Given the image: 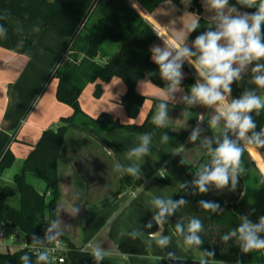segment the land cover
<instances>
[{"label":"crops","instance_id":"0c3cea01","mask_svg":"<svg viewBox=\"0 0 264 264\" xmlns=\"http://www.w3.org/2000/svg\"><path fill=\"white\" fill-rule=\"evenodd\" d=\"M127 1L157 34L151 48L156 45L166 47L174 42H183L194 48V41H188V26L194 18L203 17L216 26L213 20L215 11L209 9L206 0H200L201 14L182 0L180 4L164 2L153 12L146 11L135 0ZM253 9L255 12L256 9ZM8 25L6 35L0 36V153L9 145L15 161L0 174V190L3 185L13 183L14 176L21 172L23 161L43 131L73 113L72 107L57 98L58 78L52 76L48 80L51 70L65 51L68 38L41 21L26 22L11 16ZM255 63L241 73L240 80L235 81L241 95L255 90L257 95L264 96V89H257L251 82V68ZM259 63H264V60ZM181 73V89L166 100L162 98V88L148 78L139 80L136 91L146 99L136 118H130L121 105L127 86L118 77L109 82L98 79L89 83L79 97L80 106L89 117L95 118L105 112L125 124H141L149 114L153 121L157 106L164 102L168 116L164 126L185 134V139H181L176 134L166 133L169 139L167 143H162L164 133L159 131L131 133L118 129L107 132L90 126L88 133L77 130L67 132L58 158L61 194L57 202L56 228L75 245L89 251L91 256L97 247L106 253L100 261L92 256L94 264H161L164 257L186 259L188 264H201V261L205 264H252L209 259L199 248L184 243L168 223L167 216L163 225H158L153 219L158 213L153 199H173L181 185L194 187L193 182L198 178L196 173L211 164L205 141H212L214 149L217 141L223 138L219 131L209 126V120L216 114L215 106H189L183 101L184 96L190 95V87L200 79L195 68L186 60ZM97 84L102 86L99 97L95 96ZM229 99H236L232 92ZM200 116L204 117L202 121ZM252 116L256 123L254 131L259 132L264 128V109L259 115L253 112ZM83 122L89 123V120L84 118ZM196 128L200 129V138L190 142L189 137ZM145 134L151 137L149 152L139 159H129V151L140 145V137ZM229 138L236 139L231 133ZM240 143L245 149L241 167L246 171L240 175L235 190H231L230 186L217 189L214 185H209L208 190L235 204L243 216L257 224L264 216V153L255 145ZM175 160L179 165L174 171L170 162ZM164 165L168 166V170L163 168ZM121 166H137L139 173L134 177L120 170ZM162 171L168 184L159 180ZM139 178L145 181L141 188H123V179L135 182ZM150 222L151 227H148ZM130 234L141 240L147 255L119 249ZM153 234H156L155 238ZM162 236L169 237V244L163 248L156 244V238ZM260 236L264 238V233ZM233 244L236 245L232 240L222 241L219 246L229 251ZM0 247L5 252L18 249H11L6 243L0 244ZM169 253L173 255L170 257Z\"/></svg>","mask_w":264,"mask_h":264},{"label":"trees","instance_id":"16d2710c","mask_svg":"<svg viewBox=\"0 0 264 264\" xmlns=\"http://www.w3.org/2000/svg\"><path fill=\"white\" fill-rule=\"evenodd\" d=\"M143 9L153 12L159 5L171 1L180 4L181 0H135ZM192 10L202 13L200 0L188 2ZM229 5L238 9L253 12L237 4V0H229ZM15 16L26 22L41 21L68 38L65 52L68 56L60 57L48 77L58 78L57 98L60 102L72 107L73 113L62 118L58 124L43 131L34 148L23 161L21 172L14 176L12 184L3 185L0 190V225L5 223L12 228L21 229L28 237L38 236L45 239L47 229L57 221V202L60 198L58 174V158L65 136L70 130L88 133L93 126L99 130L113 132L123 129L131 133H148L162 131L176 134L185 139L184 133L173 132L170 128L157 126L151 120V114L141 124L122 123L109 113H101L89 117L81 108L79 97L85 87L100 79L109 82L118 77L127 86L121 103L130 118H136L146 97L136 91L139 80L148 78L155 85L164 89L167 87L159 73L158 66L152 60V44L157 34L141 17L127 0H0V27L8 28V18ZM200 27L191 32L188 41H194L198 35L214 30L215 25L200 17ZM194 51L195 49L192 48ZM105 59L99 61V59ZM191 82V80H189ZM181 84V82H180ZM45 86V85H44ZM42 87V90L44 89ZM232 94L239 98L240 90L235 81L231 85ZM102 94L101 84H97L95 96ZM252 115V114H251ZM87 118L89 123H84ZM256 147V146H255ZM264 153V148L256 147ZM15 161V156L7 145L0 153V174L9 169ZM27 173H37L45 182V189L38 190L28 182ZM168 184L165 178L159 179ZM123 188H141L145 181L137 179L131 182L122 180ZM209 188V185H208ZM123 190V189H121ZM184 199L186 203L167 216L168 223L176 232V224H181L185 232L177 235L184 241L187 235V225L191 219H199L202 231L198 233L203 243L195 246L205 254L214 251L209 259L219 261H236L252 264H264L263 250L243 253L236 238L229 251L220 247L222 236L239 227L241 217H244L235 204H231L209 190L200 194L192 185L180 188L179 193L172 199ZM200 201H210L220 205L217 211L205 210ZM17 204L14 205L13 203ZM58 232L57 228L53 233ZM59 238L67 248L64 264H94L89 251L75 245L70 238L60 233ZM136 243V245H135ZM140 245L141 247H138ZM122 252L147 255L148 252L141 240L130 234L119 246ZM29 256V264H38L37 253L29 249H17L14 252L0 251V264H23L21 256ZM41 264H59L51 261ZM161 264H188V260L164 257Z\"/></svg>","mask_w":264,"mask_h":264},{"label":"clouds","instance_id":"9594fccd","mask_svg":"<svg viewBox=\"0 0 264 264\" xmlns=\"http://www.w3.org/2000/svg\"><path fill=\"white\" fill-rule=\"evenodd\" d=\"M190 2V0H182ZM210 10L215 11L213 20L216 27L198 35L193 47L189 48L183 42H174L166 47L156 45L152 48V60L158 66L161 78L168 82L167 87L162 89V98L167 99L172 93L181 89L182 79L181 68L184 61H188L196 70L199 80L190 87V95L184 96L183 101L191 106L201 104L206 107L215 106L216 114L209 120V126L217 130L223 137L217 141V146L211 147L212 141H205V146L211 156V164L204 166L196 173L197 179L193 182L194 187L200 194L208 191V185H214L217 189L225 187L235 190L239 177L246 170L241 167V160L244 148L240 142L248 145H255L264 148V128L259 132L254 131L256 123L251 115H256L264 109V96L257 95L255 90L245 91L239 98L229 99L231 96V85L234 81L241 79V73L255 63L251 68L252 80L257 89H264V0H237L241 7L252 9L255 12H239L238 8L229 5V0H206ZM200 27V21L193 19L188 32L191 33ZM6 30L0 27V36H5ZM223 42V43H222ZM195 57V59H193ZM235 65V66H234ZM157 114L153 122L163 127L167 116V104L161 102L158 106ZM199 119L202 121L203 116ZM221 121L223 126L221 128ZM229 133L236 139H230ZM200 135V129L192 131L189 140L195 142ZM169 137L162 136V143H167ZM140 145L131 149L128 158L143 157L149 152L151 137L147 134L140 137ZM120 170L127 174L137 176L139 168L137 166H121ZM183 187V185H181ZM153 205L158 209V213L153 217L158 225H163L166 216L172 215L177 208L186 203L184 199L173 201L172 199L155 198ZM200 205L205 210L213 212L220 208V205L210 201H200ZM151 227V222L148 224ZM56 224L53 223L45 233V239L52 241L60 235L59 232L53 233ZM202 223L199 219H191L187 225V235L184 236L186 245L199 246L203 243L198 233L202 231ZM176 232L183 234L184 227L176 224ZM264 233V216L260 217L259 223L253 224L246 216L241 217L239 227L229 231L222 236V240L227 242L235 237L243 253L264 250V238L260 236ZM154 238L156 234H153ZM39 242V241H36ZM156 244L161 248L169 244V237L162 236L156 238ZM214 256V251L206 253ZM104 253L100 248H94L92 256L100 261L104 258ZM173 254L169 253L171 257ZM23 264H29V256L20 257ZM38 264L48 261V254L40 252L37 255ZM201 264H205L201 261Z\"/></svg>","mask_w":264,"mask_h":264},{"label":"built area","instance_id":"2783aa9c","mask_svg":"<svg viewBox=\"0 0 264 264\" xmlns=\"http://www.w3.org/2000/svg\"><path fill=\"white\" fill-rule=\"evenodd\" d=\"M69 52L63 53L62 56L67 57ZM161 178H166L165 172L162 171L160 174ZM22 233V235H21ZM24 234V235H23ZM39 241V242H36ZM14 242L17 244L18 249H29L37 254L40 252H46L48 258L59 264L65 263V253L67 251L65 243L56 238L52 241H42L38 236L28 237L21 229L12 228L9 225L2 223L0 225V244H7ZM264 256V252H263Z\"/></svg>","mask_w":264,"mask_h":264},{"label":"rangeland","instance_id":"374dc122","mask_svg":"<svg viewBox=\"0 0 264 264\" xmlns=\"http://www.w3.org/2000/svg\"><path fill=\"white\" fill-rule=\"evenodd\" d=\"M58 35V34H57ZM65 56H62V59H64ZM122 105V103H121ZM123 106V105H122ZM124 107V106H123ZM126 110V109H125ZM127 113V112H126ZM128 115V114H127ZM161 133H164V135L166 134V132H162V131H159ZM204 137H206V135H203ZM178 137V136H177ZM199 138H200V135H199ZM198 138V140H199ZM170 165L172 167H174V171L178 169V161L175 160V161H172L170 162ZM163 168H166L168 170V166L167 165H164ZM177 172V171H176ZM182 173V171H181ZM27 178H28V182L31 183L32 185H34L38 190H44L45 189V182L41 179V177L37 174V173H28L27 174ZM14 205H16L17 203L14 202L13 203ZM22 235V233H21ZM24 235V234H23ZM10 243V242H9ZM17 246V244H15L14 242L10 243V247L11 249H14L15 247ZM4 249L2 247H0V251H3Z\"/></svg>","mask_w":264,"mask_h":264}]
</instances>
